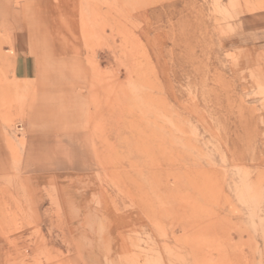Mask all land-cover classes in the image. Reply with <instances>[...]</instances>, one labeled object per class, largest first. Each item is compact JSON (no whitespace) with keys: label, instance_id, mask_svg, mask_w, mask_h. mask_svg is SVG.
Masks as SVG:
<instances>
[{"label":"rangeland","instance_id":"374dc122","mask_svg":"<svg viewBox=\"0 0 264 264\" xmlns=\"http://www.w3.org/2000/svg\"><path fill=\"white\" fill-rule=\"evenodd\" d=\"M17 40L87 65L57 141ZM196 263L264 264V0H0V264Z\"/></svg>","mask_w":264,"mask_h":264},{"label":"crops","instance_id":"0c3cea01","mask_svg":"<svg viewBox=\"0 0 264 264\" xmlns=\"http://www.w3.org/2000/svg\"><path fill=\"white\" fill-rule=\"evenodd\" d=\"M18 48H25L21 56V61L28 64L30 70L31 89L28 92L24 108V132L27 142L42 143L57 141L58 134L65 127V111L78 112L81 110L79 99L80 91L87 90L89 78L86 74L88 68L85 62L73 57L71 59L48 57L42 53L32 51L33 40H29ZM20 56V54H19ZM68 62V63H67ZM44 63L60 64L61 69L52 70L50 65L43 66ZM77 100L76 106L66 109V103ZM79 105V107H77ZM73 118V113L69 115ZM79 132L73 130L72 133Z\"/></svg>","mask_w":264,"mask_h":264},{"label":"built area","instance_id":"2783aa9c","mask_svg":"<svg viewBox=\"0 0 264 264\" xmlns=\"http://www.w3.org/2000/svg\"><path fill=\"white\" fill-rule=\"evenodd\" d=\"M17 129H18V130H22V126H21V124H18V125H17Z\"/></svg>","mask_w":264,"mask_h":264},{"label":"bare ground","instance_id":"6f19581e","mask_svg":"<svg viewBox=\"0 0 264 264\" xmlns=\"http://www.w3.org/2000/svg\"><path fill=\"white\" fill-rule=\"evenodd\" d=\"M9 95V94H8ZM20 142H21V139H20ZM23 143V142H22ZM21 144V143H20ZM22 145V144H21ZM179 257V256H178ZM145 259V258H144ZM198 260V259H197ZM175 261V260H174ZM158 262V261H157ZM197 264V263H196Z\"/></svg>","mask_w":264,"mask_h":264}]
</instances>
